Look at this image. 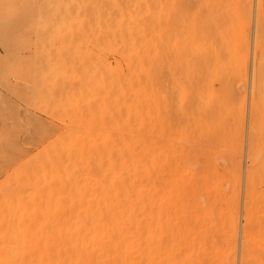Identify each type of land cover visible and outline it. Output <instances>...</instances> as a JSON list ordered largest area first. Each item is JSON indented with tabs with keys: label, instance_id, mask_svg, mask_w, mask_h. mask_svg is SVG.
Masks as SVG:
<instances>
[{
	"label": "rangeland",
	"instance_id": "374dc122",
	"mask_svg": "<svg viewBox=\"0 0 264 264\" xmlns=\"http://www.w3.org/2000/svg\"><path fill=\"white\" fill-rule=\"evenodd\" d=\"M86 1L91 3L90 14L93 11L95 15L114 11L108 16L113 23L117 19L116 25L127 17L133 2L115 0V4L111 0L107 6L106 2L100 6V2L106 0H0V191H3V197L17 195L20 204L14 206L13 213L15 210L19 213L22 208V214L17 213L19 220L16 224H24L18 232L26 238L21 244L28 240L22 250H13L18 242L8 243L6 233L15 229L6 225L8 215L3 213H7L5 209L10 204L4 199L6 197L0 196V215H3L0 217V231L4 232L0 234V254L14 257L9 255L11 250L22 251L20 262L33 258L40 244L65 238L66 225L82 220L86 214V183H82L83 176L79 177L80 173L74 171L82 162L86 163L83 159L86 156V62L115 65L124 85L130 58L142 62L143 58L148 61L150 56L155 57L153 49L147 45L146 34H125L119 25H112L111 33L86 32ZM111 4L126 17L115 16L118 12L110 9ZM241 5L243 13L246 10L243 23L236 19L233 32L236 38L242 37L244 47L241 57H237L239 60L234 61L236 65L219 62L190 69L188 72H193V76L182 86V93L173 86L174 101L180 97L183 106L182 126L165 134L152 132L148 135L157 145L163 141L168 143L166 149L158 145L160 156L157 155L153 163L147 162L144 167H150L147 171L153 183L149 186L156 193L168 192V201L174 200V195L180 200L179 205L170 207L179 209L170 211L169 216L173 218L164 226L168 238L167 264H264V104L261 102L259 79L260 65L264 61V0H241ZM170 38V50L180 52V37L173 35ZM197 47L203 52L197 54L196 49L193 50L191 54L196 55L195 59H201L199 54L209 52L227 54L220 44L200 46L199 43ZM155 48L166 50L167 47ZM142 65L139 70H145L146 76L155 81L166 78L173 82L181 72L184 74L178 66L150 67L147 62ZM125 97V90H122V118ZM168 109L164 105L158 111ZM101 123L103 128L108 127L106 115ZM37 124L56 129V136L47 140L33 136L32 131ZM67 128L70 132L72 129L76 131L75 135L82 134L75 136L73 131H64ZM102 132L106 142L108 128ZM144 136L145 133L139 137ZM78 142H81L80 146ZM37 151L47 153L48 157H39ZM79 155H82V160ZM30 158H34L33 163ZM35 165H40V169L43 167L41 176L44 179L41 178L44 183L37 182L39 166L33 170ZM80 168L86 172V164ZM84 177L83 181L86 175ZM8 179L13 185L21 179L26 187L31 183L38 186L28 187L26 192H22L24 187L20 182L19 187L14 186L16 189L13 186L9 188L12 184ZM4 187L8 190L2 189ZM67 192L74 199L69 201ZM77 202L80 205H76ZM17 215L15 213L13 217L16 219ZM62 215L64 217H60ZM9 244L10 248L12 246L10 252L7 250Z\"/></svg>",
	"mask_w": 264,
	"mask_h": 264
},
{
	"label": "bare ground",
	"instance_id": "6f19581e",
	"mask_svg": "<svg viewBox=\"0 0 264 264\" xmlns=\"http://www.w3.org/2000/svg\"><path fill=\"white\" fill-rule=\"evenodd\" d=\"M105 2V5L107 6L108 3H111V0L109 2H107V0L100 2V6H102V3L104 5ZM114 3L117 4L115 0ZM192 3L202 5L194 20L188 17V13L185 10L178 7H172V5H188ZM112 4L110 5V9L117 11L115 5L112 6ZM90 6L91 3L86 1V32L91 31L97 33V31H99L101 33H111V26L118 27L119 25L120 29L125 34H146L149 41V43L147 42V45L153 49L152 54L155 55V57L150 56L151 59L148 61L143 58L142 62L137 61V58H130L131 63L128 66V71L125 75L126 78L124 85L121 84L119 68L117 69L115 65L86 62V120H84L86 121V132L84 133L85 135L83 134L86 136V158L79 155L81 160L82 158L86 160V163H81V161H79L82 166L86 164V172L83 168H80L81 165L76 168L78 170H74L75 167L72 164L73 170L76 171L77 174H81L78 176H83L82 183H86V195L84 196V198L86 197V201H84L86 202V214L82 220L66 225L65 238L49 241L47 242L48 244H40L37 254L33 258L20 262V260H22L20 259V253L22 251L19 253L18 250L21 247L23 248V245L28 242L27 240L26 242L24 241V244H21L23 242L22 239H24L25 236L23 238L22 233L20 232L21 234H19L18 232L21 227H24V224H20L21 226L16 224L18 223L16 220H19L17 210H15V213L18 219L13 217V215H15V213H13L15 209L14 206L20 203L18 202L16 194H11L10 197H6L5 195L4 197L6 198H4L3 191H0L1 198L3 197L5 200L9 201L8 204H10H7L8 208L6 207L7 209H5L7 213H3V215H8L6 219L10 218L9 220L7 219L6 225L8 224V227L10 225V228L15 229L14 233L13 230L10 231L8 228L9 232H7L6 235L9 240L7 239V241L8 243L10 242L11 245L16 244L17 242L18 244L20 243V246L18 244H16L17 247L14 245L15 248L13 246V250L16 248L18 249L16 251L11 250L12 246L10 248V244L9 249H7L9 252L11 250V253L8 251L7 253H9V255H15L14 257H16L15 259L17 261L13 256H11V258L10 256L8 257V255L6 257L0 254V264H16L18 261L19 263L17 264H167L168 238L164 226L167 224V220L173 218L169 216L171 213L170 211L172 210V212H175L179 209H170V207L179 205L180 200H177V197L174 195L173 198L175 199L168 201V192L156 193L152 190V187L149 186L153 183L152 178L149 176L150 172L147 171L150 167H144H146L147 162L153 163L152 161H155L157 155L160 156L158 145H160L162 149H166L168 143L163 141L159 142L157 145V142L148 135L152 132L165 134L174 128H180L182 126L183 106L180 97H178L177 101H174L172 95L173 86L176 87L175 90H177L178 93H182V86L188 81V78H192L193 76V72H188L190 69L206 67L201 65L215 64L219 62H229L228 65H236L234 61L239 60L237 57H241V49L243 50L244 40L242 37L236 38L233 32V28L236 27L234 26L236 19L240 21V24L243 23L246 10L243 13L241 0H133L132 9L129 7L131 10L129 14L126 12V18L122 16L123 13H119L121 10H118V13L115 11V13H117L115 16L120 14L125 18L123 21L117 23V25V19L114 23L112 22L113 19L110 20L111 18L108 16L110 12L108 14L105 12H99L95 15L93 11L90 14L88 12ZM111 6L115 9L111 8ZM251 19L252 18H250V20ZM117 34L118 33H116V35ZM262 34L263 33H261V35ZM173 35L178 36L181 39L180 52L177 49L176 51L170 50L172 48L168 45V42L171 40L170 36L172 37ZM127 39L131 40L129 37ZM199 43L200 46L220 44L227 50V54L224 56L222 54L209 52L206 54H199L201 59H195L196 55L191 54L193 50L196 49L197 54L203 52L198 50L197 46ZM157 46H165L167 48L166 50H159L155 48ZM261 50L260 53H262ZM188 51H190V53H188ZM224 59H228V61ZM145 62L151 64L150 67H152V65L178 66L179 69H183L184 74L181 72L183 76L181 77V74H179V78L175 79L173 82L166 78L155 81L146 76L145 70H139V68L143 66L142 63ZM122 90H125L126 94L124 101L125 113L123 118L120 108V93ZM210 94L213 96L214 92ZM164 105L169 109L158 111V108H162ZM128 106H131V109H129ZM206 113H204V115ZM105 115L108 117L107 128L109 131V134H106L108 135L106 142L103 141L104 138H102V136L104 133H107V130L104 133L102 130L107 128H103L101 123V120ZM68 124L69 123H67V125ZM70 125H72V123H70ZM77 126H79L78 123ZM82 126H84V124H82ZM65 130L69 131L68 128L64 129V131ZM72 131L74 132L73 129ZM72 131H69V133H72ZM75 132L73 133L74 135ZM80 133L81 132L78 134ZM144 133V137H139ZM67 137H64L66 141H68L66 139ZM69 139V142L73 143V139ZM74 140L77 142L75 137ZM79 143L81 142H78V145ZM37 152L39 153L40 151ZM51 153H53V150ZM46 154L39 153V157L42 155V158H44L43 155L47 156ZM75 155H78V153ZM31 156H33V154ZM62 157L64 158L63 154ZM68 158L66 157V159ZM33 159H31L32 163ZM78 159L80 160V158ZM36 166L37 165H35L33 170L39 166V172L36 170L39 175L37 182L44 183V180L41 178L43 177L41 176V172H43L44 169L43 167L40 169V165ZM153 166L154 165H152V167ZM32 167L30 171H32ZM68 167L69 166L67 165L66 168ZM79 169L82 170L79 171ZM33 173L34 171L31 174ZM60 173L62 174V171ZM84 175H86L85 181H83L85 178ZM33 180L34 179H32V181ZM16 181L17 183L13 185L11 180H9L12 184L9 188H11V186L17 188L20 186L19 184H21L24 187L22 192H26L28 187L33 188L34 186H38L37 183H31L27 184L28 186L26 187L25 183H21V179L19 181L20 183L18 180ZM15 187L14 189H16ZM6 188L7 187H4L2 189ZM31 188L30 191H32ZM7 190L8 189H6V191ZM13 191L11 193H13ZM30 191L28 192L30 193ZM33 192L35 193L36 191H32V193ZM56 194H58V191ZM60 195L63 196V194ZM64 195H66V193H64ZM70 196L71 195H68L67 192L66 197L69 198V201L74 199L73 196V198ZM4 199H2L3 202ZM15 199H17V203L15 202ZM12 200L14 203H12ZM52 200L55 201L54 198ZM31 203L33 204V202H30V204ZM12 204L15 205L12 207ZM77 204H79V202H77L76 205ZM58 206H60V204ZM76 207L79 208L78 206ZM21 209L19 213H21ZM8 213H11L12 215H9ZM3 215L1 214L0 217ZM24 215L28 216L27 213H24ZM29 217L30 216L27 218ZM60 217L64 216L62 215ZM27 218H25V220ZM10 220L12 222H10ZM68 221L69 220H67V222ZM11 223L13 224L11 225ZM55 226H58V223ZM1 231L0 234H3L4 232ZM11 233L16 235L12 236L13 234ZM15 237L16 241L14 240ZM8 243H5L4 245H8ZM16 254L19 255V257ZM3 256L4 258H2ZM2 260L5 262H11L3 263Z\"/></svg>",
	"mask_w": 264,
	"mask_h": 264
},
{
	"label": "snow or ice",
	"instance_id": "6c2138e0",
	"mask_svg": "<svg viewBox=\"0 0 264 264\" xmlns=\"http://www.w3.org/2000/svg\"><path fill=\"white\" fill-rule=\"evenodd\" d=\"M173 8H181L182 10H185L188 13V17L191 19H195L196 15L198 14L199 9L202 7V5L197 4H188V5H172ZM259 79H260V95H261V102L264 104V61L261 62L260 69H259ZM253 102H254V96H255V90L253 89ZM245 100H247V97H245ZM57 133V130L48 126H41L39 124L34 126V130L32 131V135L35 137H40L45 140L55 137ZM13 143L15 141H12Z\"/></svg>",
	"mask_w": 264,
	"mask_h": 264
}]
</instances>
